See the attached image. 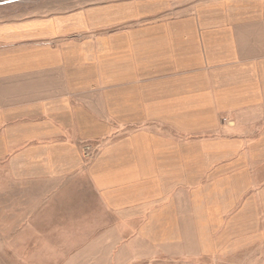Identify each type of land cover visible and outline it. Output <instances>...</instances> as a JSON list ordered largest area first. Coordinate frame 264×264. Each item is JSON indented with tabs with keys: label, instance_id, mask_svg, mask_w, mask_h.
<instances>
[{
	"label": "crops",
	"instance_id": "1",
	"mask_svg": "<svg viewBox=\"0 0 264 264\" xmlns=\"http://www.w3.org/2000/svg\"><path fill=\"white\" fill-rule=\"evenodd\" d=\"M63 24L0 26V41L39 39ZM138 33L99 43L102 72L85 89L72 75L77 53L64 51L66 43L0 46V160L71 175L83 166L74 130L103 129L106 140L86 173L96 216L116 223L95 237L98 247L129 236L117 264L185 252L186 243L207 250L263 241L264 29L255 37L239 24L196 17ZM28 51L38 52L35 61L13 55ZM35 73L38 94L30 86ZM96 93L102 113L90 98ZM33 130L44 133L43 146L19 152ZM209 233L210 244L197 241ZM217 233H227L225 244Z\"/></svg>",
	"mask_w": 264,
	"mask_h": 264
},
{
	"label": "rangeland",
	"instance_id": "2",
	"mask_svg": "<svg viewBox=\"0 0 264 264\" xmlns=\"http://www.w3.org/2000/svg\"><path fill=\"white\" fill-rule=\"evenodd\" d=\"M11 1L0 0V3L7 2V5L0 6V26L56 20L64 24L56 31L45 28L39 39L0 41V46L31 44L39 49L36 45L51 43L59 47V44L66 43L64 51L77 53L78 67L72 75L84 89L92 78H100L102 72L99 43L104 41L103 44H108V40L138 36L140 28L156 22L198 17L205 22H226L232 27L239 24L242 30H252L255 37H259L264 29L261 24L264 21V0ZM26 54H34L35 61L38 52H13L16 56ZM19 62V59L15 60L14 67L19 66ZM36 76V73L30 75L32 94H38L40 89L34 79ZM43 83L44 87L53 84ZM80 93H83L80 94L81 100L88 99L85 90ZM90 98L95 100L97 110L102 113L101 93ZM82 117L87 118L84 114ZM81 123L86 124L84 121ZM74 131L71 136L80 144L83 166L71 175L59 171L50 173L39 168L29 170L31 165H18V162L11 165L7 160H0V264H117L120 250L123 252L127 246L129 236L116 240L120 243L115 247L112 240L98 247L99 241L95 237L107 235L116 223L109 215L96 216V211L100 210L98 196L86 173L96 160L97 151L106 136L102 135L103 129L100 128ZM28 134L34 136V140L32 138L19 145V152L32 145L43 146L44 141L40 137L44 133L33 130ZM261 232L264 233V227ZM249 233L257 232L249 230ZM226 234H216L219 244H225ZM234 234L240 236L239 232ZM213 237L215 234L211 233L196 236L197 241L200 238V242L208 244ZM235 240L241 243L240 238ZM248 243L247 247L218 245L207 250H198L193 247L195 244L186 243L185 252L151 259L139 258L137 262L127 261L125 264H264V240H248ZM101 255L107 262L100 261Z\"/></svg>",
	"mask_w": 264,
	"mask_h": 264
}]
</instances>
